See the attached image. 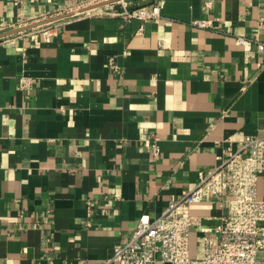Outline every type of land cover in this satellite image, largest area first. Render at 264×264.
<instances>
[{
    "label": "crops",
    "instance_id": "crops-1",
    "mask_svg": "<svg viewBox=\"0 0 264 264\" xmlns=\"http://www.w3.org/2000/svg\"><path fill=\"white\" fill-rule=\"evenodd\" d=\"M83 1L0 0V35L47 21L0 38V264H117L141 215L264 136V0H133L160 5L146 21ZM222 212L188 207L201 228Z\"/></svg>",
    "mask_w": 264,
    "mask_h": 264
},
{
    "label": "built area",
    "instance_id": "built-area-1",
    "mask_svg": "<svg viewBox=\"0 0 264 264\" xmlns=\"http://www.w3.org/2000/svg\"><path fill=\"white\" fill-rule=\"evenodd\" d=\"M12 1L18 4L22 0ZM102 3L106 4L94 7ZM78 9L126 20H157L161 16L158 3L139 6L133 0H84ZM191 23L199 28L210 25L206 19ZM237 42L243 44L245 38L239 36ZM254 43L258 51L264 52V42ZM109 66L117 68L112 61ZM30 81L22 76L20 88L30 86ZM226 151L215 168L199 171L196 185L170 200L158 216L141 215L130 239L114 247L107 263L264 264V198L257 196L258 178L264 174V136L248 135L237 150ZM159 153L154 143L153 157L158 158ZM207 201L219 204L223 212L214 227L201 228V219L190 215L188 207ZM197 229L203 233V252L202 257L193 258L190 240Z\"/></svg>",
    "mask_w": 264,
    "mask_h": 264
},
{
    "label": "water",
    "instance_id": "water-1",
    "mask_svg": "<svg viewBox=\"0 0 264 264\" xmlns=\"http://www.w3.org/2000/svg\"><path fill=\"white\" fill-rule=\"evenodd\" d=\"M104 4H106V3H102V4L96 5V6H94V7H100V6H103ZM138 5H139V6H144V5H145V2H139ZM91 8H93V7H90V8H88V9H91ZM88 9H84V10H88ZM54 19H56V18H53V19H51V20H54ZM48 21H50V20H48ZM45 22H47V21L39 22V23H36V24H31V25H29V26H25L24 28H18V29H16V30H11V31H9V32H5L4 34H1V35H0V38L5 37V36H8V35L15 34V33L20 32V31H22V30H26V29H29V28H33L34 26H38V25L43 24V23H45Z\"/></svg>",
    "mask_w": 264,
    "mask_h": 264
},
{
    "label": "rangeland",
    "instance_id": "rangeland-1",
    "mask_svg": "<svg viewBox=\"0 0 264 264\" xmlns=\"http://www.w3.org/2000/svg\"><path fill=\"white\" fill-rule=\"evenodd\" d=\"M202 244H203L202 237H198L196 245L194 247H193V245L191 246V257H193V258L202 257V252H203V245ZM195 247H196V249H194ZM194 250H196V252H194Z\"/></svg>",
    "mask_w": 264,
    "mask_h": 264
}]
</instances>
